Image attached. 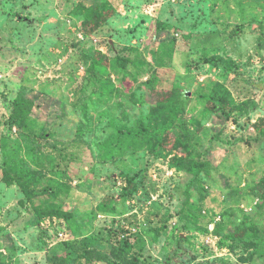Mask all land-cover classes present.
<instances>
[{"label":"rangeland","instance_id":"1","mask_svg":"<svg viewBox=\"0 0 264 264\" xmlns=\"http://www.w3.org/2000/svg\"><path fill=\"white\" fill-rule=\"evenodd\" d=\"M263 130L264 0H0V264H264Z\"/></svg>","mask_w":264,"mask_h":264},{"label":"trees","instance_id":"2","mask_svg":"<svg viewBox=\"0 0 264 264\" xmlns=\"http://www.w3.org/2000/svg\"><path fill=\"white\" fill-rule=\"evenodd\" d=\"M187 98V97H189V92L188 91H185V92H179L177 95H176V103H179V101H177V99L178 98ZM211 100H212V102H213V104H214V108L215 109H217V110H219V111H224V108H223V106H222V104H221V99L220 98H217L216 96H212L211 97ZM16 106H17V108H20L21 109V107H22V104L20 103V101H16ZM184 108H185V105L183 106ZM20 111V110H19ZM263 133H264V130L262 131ZM166 142V140H164V139H162L161 140V145L162 144H164ZM199 163H197V162H195L194 163V166H195V168H198L197 167V165H198ZM200 165V164H199ZM193 172H197L196 171V169L193 171ZM130 181V185H128V187H127V190H128V192H131L132 190H133V187H132V185H133V183H134V178L133 177H130V179H129ZM57 214H59V215H61L62 213H60V212H58ZM234 236H232V238H233ZM230 241L232 242V239H230ZM86 253H90V252H86ZM85 253V254H86Z\"/></svg>","mask_w":264,"mask_h":264},{"label":"built area","instance_id":"3","mask_svg":"<svg viewBox=\"0 0 264 264\" xmlns=\"http://www.w3.org/2000/svg\"><path fill=\"white\" fill-rule=\"evenodd\" d=\"M59 238L60 240H69L70 239V235H69V231H65V229H61V231L59 230Z\"/></svg>","mask_w":264,"mask_h":264}]
</instances>
